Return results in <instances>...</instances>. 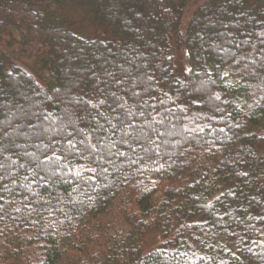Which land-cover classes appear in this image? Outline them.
<instances>
[{
	"label": "trees",
	"instance_id": "16d2710c",
	"mask_svg": "<svg viewBox=\"0 0 264 264\" xmlns=\"http://www.w3.org/2000/svg\"><path fill=\"white\" fill-rule=\"evenodd\" d=\"M188 2L0 0V264H264V0Z\"/></svg>",
	"mask_w": 264,
	"mask_h": 264
},
{
	"label": "rangeland",
	"instance_id": "374dc122",
	"mask_svg": "<svg viewBox=\"0 0 264 264\" xmlns=\"http://www.w3.org/2000/svg\"><path fill=\"white\" fill-rule=\"evenodd\" d=\"M205 0H189L184 19L187 21L193 11ZM78 17V16H77ZM93 28L86 25L84 21L78 20L77 30L86 36H93L94 31ZM44 50L37 46L19 48L14 47L13 49H7L4 45L0 43V60L3 62L13 64L15 66H19L21 69L30 73L35 80L41 81L45 80L48 77V73L46 69L42 65ZM178 65L183 67L184 61L180 59L178 56ZM73 66V65H70ZM14 124V123H13ZM155 238L153 236H148L146 244L149 245V248L152 247V244L155 242Z\"/></svg>",
	"mask_w": 264,
	"mask_h": 264
}]
</instances>
